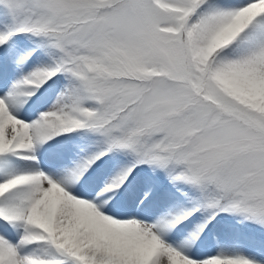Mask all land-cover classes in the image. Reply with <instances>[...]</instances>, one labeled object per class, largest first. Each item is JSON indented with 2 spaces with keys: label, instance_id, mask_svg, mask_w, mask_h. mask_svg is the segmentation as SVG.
I'll list each match as a JSON object with an SVG mask.
<instances>
[{
  "label": "snow or ice",
  "instance_id": "obj_1",
  "mask_svg": "<svg viewBox=\"0 0 264 264\" xmlns=\"http://www.w3.org/2000/svg\"><path fill=\"white\" fill-rule=\"evenodd\" d=\"M221 213L264 227V0H0V264H264Z\"/></svg>",
  "mask_w": 264,
  "mask_h": 264
},
{
  "label": "rangeland",
  "instance_id": "obj_2",
  "mask_svg": "<svg viewBox=\"0 0 264 264\" xmlns=\"http://www.w3.org/2000/svg\"><path fill=\"white\" fill-rule=\"evenodd\" d=\"M157 175L165 190L171 192L164 174L160 172ZM217 247L248 258L264 255V227L239 215L221 213L205 238L202 250Z\"/></svg>",
  "mask_w": 264,
  "mask_h": 264
}]
</instances>
